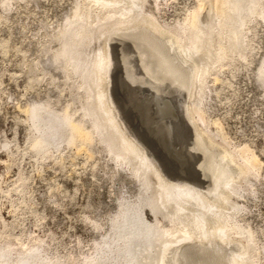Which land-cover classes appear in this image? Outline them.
<instances>
[{
	"label": "bare ground",
	"instance_id": "obj_1",
	"mask_svg": "<svg viewBox=\"0 0 264 264\" xmlns=\"http://www.w3.org/2000/svg\"><path fill=\"white\" fill-rule=\"evenodd\" d=\"M29 1L36 2V0ZM199 2V6L197 8L195 6V9L191 8L192 10L185 18H181V22L167 24L168 28L165 29L156 17L157 14L154 16L155 13H152L151 16L150 12L147 13L143 9L146 3L153 5L154 0H72L73 9L71 8L72 10H69L67 14L63 13L61 23L55 28L58 30L52 32L53 29L49 27L51 32L47 35L48 40L40 47V55L38 54L39 59H37V63L43 64V68H40L41 75L37 77V74L35 81L38 83L45 75L50 74L49 83H55V86L52 85L56 87L55 90L52 86L55 90L54 94L57 89L62 92L63 87L68 84L71 89V98L69 97L70 100L63 103L64 105H56L51 95L44 99L27 102L23 111L25 121L30 122L33 132L30 146L35 151L44 153L63 142L70 147L83 145L85 146L83 149L85 148L84 150L88 152V159L95 151L99 153L100 149L106 153L109 160L113 161L115 167L124 173L128 178L127 183L133 185L135 189L132 192L134 193L132 198L120 196L116 202V210L110 209L111 213H107L108 232H104L106 234L99 243H96L93 254L86 256L83 262H80L81 264H209V262L258 264L259 247L264 249L263 245L257 244L259 236L256 237L257 232L254 234L252 228L249 229L240 224L237 218L240 206L233 198L241 191L239 192L233 184L226 186L224 192L221 191L219 184H216L211 192L200 191L197 186L190 185V182L189 185L181 184L183 187L181 186L179 190L177 189L179 186L172 187L168 179H163L165 172L162 164H148L147 160H144L137 133L129 128L116 100L112 97L111 78L113 76H110L109 71L112 69L110 66L113 57L110 55L109 45L117 37L120 40L122 37L129 39L134 48L139 49L138 52L143 54L142 66L145 74L150 78L148 81L150 86L157 83L162 87V84L170 79L173 81L172 78L176 74L182 77L183 85L193 83L191 85L196 91V99L191 109L196 115L197 124L198 122L201 125L206 124L201 94V91L206 88L204 87L205 77L213 73L217 80L219 70L230 63L229 61L223 63L224 60L234 59L235 56L242 59L246 57L247 51L249 53L250 50L247 48L251 45L247 31L264 21V0H200ZM0 3L7 10L11 2L0 0ZM149 20H152L157 28L163 27L166 34L157 36L147 34L141 25H146L145 21ZM253 21L255 24L250 25ZM137 29L143 34L139 33L138 36L135 34L136 37L133 38L132 31ZM153 32L157 33L155 30ZM141 38L145 41H140ZM53 41L57 42L58 47L51 51L50 44ZM4 47L3 49H6L5 45ZM252 48L255 50L256 47L252 46ZM27 61L25 60V63ZM35 64H28V71H32L37 66ZM229 66L231 67L230 64ZM40 69H37V72ZM191 69L194 70L193 76L190 75ZM254 75L255 80L264 83V54L259 59ZM141 81L145 84L144 80ZM222 86L225 85L222 84ZM58 94L61 93L58 92ZM161 104L163 108L160 106L158 111L167 113L165 109H168L169 104L165 101ZM183 109L184 107L180 106L182 113ZM183 117L184 114L181 119L187 124V118ZM156 127H154L155 130L158 129ZM205 129L211 130L206 126ZM211 133L218 138V144L223 147V150L225 147L226 150L227 147L229 148V141L218 128ZM191 141L194 142L193 139ZM209 146L203 143L196 147L206 155L207 159L204 162H210L212 160L210 152H215ZM229 150L225 152L226 155L216 150L220 154L219 161L222 160L225 164H217L213 160V164L202 161V164H198V169L204 170L205 174L208 173V178L214 179V184L226 176V173L238 170L240 175L242 174L245 186L246 183L248 184L246 188L244 187V191L248 192L255 182L253 180L258 174L261 162L259 163L246 146L240 148L231 146ZM230 157H235L239 161L235 170L232 168L234 164L230 166ZM92 171L94 172V169ZM119 171L116 170L114 173L119 174ZM104 179L106 180L107 177ZM132 189L129 190L126 187V190L132 191ZM147 212L151 213L152 220L147 218ZM218 232L220 235H217ZM229 242L243 252L233 251L230 255H226L227 252L224 253L223 249ZM12 244L14 243H10ZM21 244L23 246V243ZM232 244L230 246L233 247ZM16 249L19 250V248ZM45 255L40 244L22 248L14 254L9 245L0 246V264H64L60 258H50ZM197 255L202 257L199 259ZM206 255L214 256L210 259Z\"/></svg>",
	"mask_w": 264,
	"mask_h": 264
},
{
	"label": "rangeland",
	"instance_id": "obj_2",
	"mask_svg": "<svg viewBox=\"0 0 264 264\" xmlns=\"http://www.w3.org/2000/svg\"><path fill=\"white\" fill-rule=\"evenodd\" d=\"M26 1L15 0L14 2L13 0L12 2L10 0L11 3L7 10L0 3L2 16H0V246L9 245L14 254L22 248L40 244L45 256L60 258L64 264H81L86 256L93 254L96 243H99L108 232L107 213L116 210V202L120 196L127 198L131 196L130 198H132L134 194L132 192L135 189L133 185L127 183L128 178L124 173L119 171L113 161L109 160L106 153L100 149H97L99 153L103 152L105 155L103 153L100 155L95 151L89 158L92 160L90 161L88 152L85 151V148V150L83 149L85 147L83 145L70 147L63 142L58 147L49 148L44 153L37 152L30 146L33 132L30 122L25 121L23 111L27 102L44 99L51 95L50 97L52 100L55 99L53 101L56 102V105H64L71 98V89L68 84L63 87L62 92L57 89L54 94L56 87H54L55 83H49L50 74L45 75L38 83L35 78L37 74V77L41 75L43 68V64L37 63L40 47L48 40L49 32L58 30L55 28L61 23L60 21L64 17L63 13H69L73 9V4L72 0ZM199 1L154 0L153 5L146 3L143 9L147 13L150 12L151 16L154 13V16L157 14L156 17L166 29L168 25L181 22L193 7L195 9V6L196 8L199 6ZM151 21H145L147 26L141 25L147 34L152 36L166 34L163 27L157 28L153 21L150 23ZM252 23L255 24L253 21L250 25ZM42 24L44 25L42 26ZM49 27L53 30L50 31ZM256 27L247 31L251 44L247 49L252 50H249V53L247 49L245 50L247 53L244 59L235 56L234 59L224 60L223 63L229 61L231 67L229 64H225L219 70L217 80L213 73L206 75V81H204L206 91L204 89V93L201 91L204 117L206 118L205 125H201L199 122L197 124L196 115L191 109L192 103L196 99L193 83L187 86L183 85L182 77L176 74L172 78L173 81L170 79L163 83L162 87L157 83L150 86L148 84L150 78L145 74L142 66L143 54L138 52L139 49L134 48L129 39L121 37L120 40L117 37L113 43L110 42L109 52L114 61L111 62L110 67L113 70L111 69L109 74L113 76L111 78L113 82L112 97L116 100L129 128L137 133L144 160H147L148 164H162L165 172L163 179H168L167 181L172 187L179 186L178 190L182 186L181 184L189 185L190 182V185L197 186L198 190L205 192H211L213 187L219 184L221 191L224 192L226 186L233 184L239 189V192L241 191L238 196L233 198L240 206L237 213L238 221L243 226L252 228L254 234L257 232L256 237L259 236L257 244L264 247V83L254 78L259 59L264 54L262 51L264 50V21L257 24ZM151 28L157 33L153 32ZM132 32L133 38L143 34L142 31L138 32V29ZM116 40H118L117 44ZM140 41L145 40L141 38ZM4 45L6 49H3ZM50 45L51 51L58 47L56 41L51 42ZM252 46L256 47V51ZM54 47L55 49H53ZM122 58L125 60H121ZM25 60H28L27 63ZM33 61L36 63L35 66L37 65L32 70L36 71L35 73L28 71V64L34 65ZM37 69L40 70L37 72ZM192 72H194L193 69H191V76L194 74ZM141 80H144L145 84ZM118 83L120 84L118 85ZM163 101L169 104L168 109H165L167 113L158 111L160 106L163 108V104H161ZM180 106L184 107L183 113ZM183 114L187 118V124L181 119ZM155 122L156 124H154ZM205 126L209 130L211 129V132L218 128L229 141V148L231 146L232 148L246 146L249 152L259 160V163L261 162L258 174L253 180L255 182H252L255 186L252 184L250 191H248L249 189L246 190L248 192L244 191V187L246 188L248 184L246 183L245 186L242 174L240 175L239 171L235 170L236 165L239 164L235 157H230V166L232 167L231 164H234L232 168L235 171L226 173V176H223L215 184L214 179L212 181L211 177L208 178V173L205 174L204 170L198 169V164H202V161L204 162L207 157L196 148L197 145L203 143L210 145V149L215 151L210 152L211 159L217 164H225L222 160L219 161L220 154L217 152L226 155L225 152L230 151L228 147L229 151L226 150V147L223 150V147L218 144V138L205 129ZM154 127L158 129L155 130ZM173 132L177 135L175 136ZM192 139L194 142L191 141ZM193 145L194 148H192ZM212 160L204 163L213 164ZM96 162L101 164L97 165ZM92 164L93 166H91ZM96 166L98 169L95 170ZM116 170L119 171V174L114 173ZM97 173L98 177H96ZM111 175H114L116 179ZM105 177H107L106 180ZM126 187L129 190L133 189L129 191L126 190ZM146 215L149 220H152L151 213L147 212ZM93 220L97 222L95 223ZM100 223L104 225L101 226ZM104 232L106 233L104 234ZM220 232L217 235H220ZM261 240L263 241L261 242ZM10 243L16 244L15 246L12 244V246ZM231 244L232 242H229L224 246L223 252H227L226 255H230L233 251L243 252L233 244V247L230 246ZM206 256L211 259L214 255ZM197 257L200 259L202 256L197 255ZM211 263L209 262V264ZM258 264H264V249L260 247Z\"/></svg>",
	"mask_w": 264,
	"mask_h": 264
}]
</instances>
